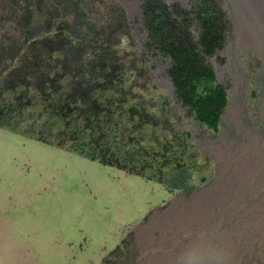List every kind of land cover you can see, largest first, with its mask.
I'll list each match as a JSON object with an SVG mask.
<instances>
[{
	"label": "rangeland",
	"instance_id": "obj_1",
	"mask_svg": "<svg viewBox=\"0 0 264 264\" xmlns=\"http://www.w3.org/2000/svg\"><path fill=\"white\" fill-rule=\"evenodd\" d=\"M109 1L126 9L141 53L142 0ZM220 1L232 33L209 59L228 87L219 131L186 115L169 60L148 64L198 149L191 189L170 191L0 128V264H101L129 231L140 264H264V0Z\"/></svg>",
	"mask_w": 264,
	"mask_h": 264
},
{
	"label": "trees",
	"instance_id": "obj_2",
	"mask_svg": "<svg viewBox=\"0 0 264 264\" xmlns=\"http://www.w3.org/2000/svg\"><path fill=\"white\" fill-rule=\"evenodd\" d=\"M141 11L139 53L117 2L0 0V128L188 191L198 149L172 99L155 88L149 60H169L175 99L217 132L228 87L209 59L232 23L220 0H194L190 8L142 0ZM140 256L129 231L101 264H140Z\"/></svg>",
	"mask_w": 264,
	"mask_h": 264
}]
</instances>
